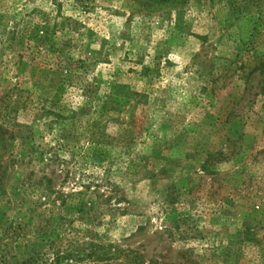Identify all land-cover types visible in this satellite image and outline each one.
Returning a JSON list of instances; mask_svg holds the SVG:
<instances>
[{"label": "rangeland", "instance_id": "obj_1", "mask_svg": "<svg viewBox=\"0 0 264 264\" xmlns=\"http://www.w3.org/2000/svg\"><path fill=\"white\" fill-rule=\"evenodd\" d=\"M262 63L264 0H0V264H264Z\"/></svg>", "mask_w": 264, "mask_h": 264}, {"label": "trees", "instance_id": "obj_2", "mask_svg": "<svg viewBox=\"0 0 264 264\" xmlns=\"http://www.w3.org/2000/svg\"><path fill=\"white\" fill-rule=\"evenodd\" d=\"M257 68H261V70H264V63H262L261 64V66L260 67H257ZM17 86L15 87V88H12V91L10 92L11 94H12V92H14V91H17ZM20 88V87H19ZM9 93V94H10ZM12 97H13V95H9L8 96V100H7V105H6V110H8V125H9V127L10 126H17V123H18V121H17V119H13L12 117H11V114L12 113H16V111H14V110H16V108H18L15 104H19V99H18V97H16V100L15 101H13L12 100ZM16 124V125H15ZM131 165H129V169H133L134 167H133V165L132 164H135L134 163V161H132L131 163H130ZM108 178V177H107ZM109 179H107V181H108ZM111 182V181H110ZM114 186V185H113ZM116 194L118 193V192H115ZM83 194L81 193V196H82ZM86 196H87V201L83 204V205H81V206H83L82 208H84V209H88L89 211H92L93 210V205H94V202H93V199L91 198H89L88 197V195L87 194H85ZM174 201H170V199H169V201L167 200V199H165V200H163V204H171V203H173ZM64 203H66V202H64ZM81 202H78V204H80ZM78 206H80V205H78ZM78 206H75V207H78ZM92 234V233H91ZM98 249V250H97ZM90 250H92L90 253H97L96 251H98L99 253H101V248H100V246H98V247H96L95 246V243L94 242H92L91 243V248H90ZM103 251H104V253H111V252H106L105 251V248L103 249ZM115 252H116V250H115ZM57 253H61V252H57Z\"/></svg>", "mask_w": 264, "mask_h": 264}]
</instances>
